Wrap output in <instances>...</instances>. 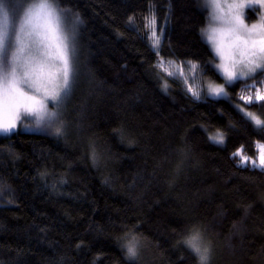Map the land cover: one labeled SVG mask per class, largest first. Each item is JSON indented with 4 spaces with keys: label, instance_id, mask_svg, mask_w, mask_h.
Returning <instances> with one entry per match:
<instances>
[{
    "label": "trees",
    "instance_id": "1",
    "mask_svg": "<svg viewBox=\"0 0 264 264\" xmlns=\"http://www.w3.org/2000/svg\"><path fill=\"white\" fill-rule=\"evenodd\" d=\"M67 3L83 20L79 54L86 66L68 108L69 135L57 140L16 130L8 138L0 136V145H12L17 154L16 159L0 157V174L15 193L11 205L0 199V264H47L53 246L66 264H116L122 259L115 239L122 222L139 224V231L160 247V252L144 247L140 264H196L186 249L173 247L179 239L173 229L186 234L195 228L207 229L212 239V264H264L258 255L264 245V200L257 199L264 190V174L238 169L239 158L231 159L241 147L255 156L256 142L264 141V133H254L233 107L234 102L243 104L242 84L229 89L231 100L193 101L180 80L152 67L157 56L129 26V16L148 13L144 0ZM150 5L165 26V61L212 59L201 37L207 11L200 0H151ZM89 70L94 74L91 82L85 75ZM202 75L222 80L210 65ZM162 81L170 86L167 92ZM248 109L264 118V107ZM229 124L234 128L226 144L208 139V131ZM119 125L136 139L134 147L112 135ZM90 137L101 149H111L113 158L99 169L86 157ZM181 137L191 145L192 163L176 176L175 149ZM44 168L51 174L47 185L39 176ZM51 176H62L67 183L53 191L48 186ZM105 176H111L110 185L102 183ZM253 201L245 216L244 205ZM233 224L239 236L229 248ZM77 243L82 247L77 249Z\"/></svg>",
    "mask_w": 264,
    "mask_h": 264
},
{
    "label": "snow or ice",
    "instance_id": "2",
    "mask_svg": "<svg viewBox=\"0 0 264 264\" xmlns=\"http://www.w3.org/2000/svg\"><path fill=\"white\" fill-rule=\"evenodd\" d=\"M201 7L207 10L205 26L201 28V37L210 48L212 59L207 62L189 59L180 61V76H184L183 65L187 63L196 79V72L201 74L210 65L216 79L222 83L209 81L207 91L203 87H193L188 79H184L186 94L193 101L202 97L216 100H231L229 89L242 84L239 100L233 105L246 124H250L254 133H264V118L247 109L254 104L264 107V0H203ZM248 10L256 13L254 22H248ZM129 16V23L133 22ZM167 22V15H166ZM83 20L67 0H0V136L10 137L18 127L42 132L57 140H67L70 121L68 108L74 98L85 65L80 60L79 36ZM145 28L148 29L150 49L158 57L153 68L164 71L163 35L165 26L158 23L154 10L150 7V15L145 17ZM218 59V63L214 61ZM169 65H175V58L168 60ZM91 82L94 74L85 73ZM171 76V72H167ZM259 78V79H258ZM103 82H97V87ZM167 81L161 82L165 92L169 90ZM80 128V122L76 124ZM234 128L229 124L224 130H217L208 139L214 144L224 145L228 133ZM121 144L134 147L136 139L129 136L123 125L112 129ZM255 156L244 154L243 147L231 155L238 159L237 168H247L264 174V141L256 142ZM191 145L181 137L180 144L175 149L177 156L174 173L178 176L187 164L192 163L190 157ZM7 155L16 159L17 154L12 145L6 148L0 145V157ZM87 159L93 167L100 168L102 163L112 159L111 149H101L97 140L90 137L87 141ZM73 164L69 162L67 170ZM156 166H159L157 164ZM47 168L39 170V176L46 185L50 177ZM139 179H143L140 176ZM129 184L131 188L135 184ZM67 181L62 176H51L53 191ZM102 183L110 185L111 176H105ZM173 181H169L170 186ZM15 193L7 179L0 174V199H6L11 205ZM257 199L264 200V190L257 193ZM255 201L244 205L247 216ZM114 227H116L114 225ZM121 234L116 236L122 259L116 264H140L142 250L152 246L160 252L158 244L143 232L139 224L122 222L119 225ZM227 236V245L231 248L232 241L239 236L236 224ZM102 230V229H100ZM173 232L179 237L174 248L186 249L196 260V264H212L213 244L207 229L195 228L185 230L183 234L176 229ZM219 237L220 233L217 232ZM82 247L77 243L76 248ZM163 256V253H160ZM258 255L264 258V245H261ZM183 259V256L181 257ZM47 264H66V257L56 252L53 246L52 258Z\"/></svg>",
    "mask_w": 264,
    "mask_h": 264
},
{
    "label": "rangeland",
    "instance_id": "3",
    "mask_svg": "<svg viewBox=\"0 0 264 264\" xmlns=\"http://www.w3.org/2000/svg\"><path fill=\"white\" fill-rule=\"evenodd\" d=\"M150 1H151V0H144L145 4L148 6V13H147L145 16H138V17H136L135 19H133V22H132V23H129V26H130L131 28H134V29L139 33V35L141 36V38H143V39L147 42V44H148L149 46H150V41H149V39H148V35H147V33H148V29L145 28V17L150 15V7H151V5H150ZM200 3H201V5H202L203 0H200ZM151 8H152V7H151ZM152 9H153V8H152ZM206 11H207V10H206ZM207 15H208V13H207ZM249 18H251V19H249ZM255 19H256V13L252 12V16H251V17H248V22H249V23L254 22ZM157 60H158V57H157ZM214 62H215V63H218L219 61H218V59H216ZM164 69H165L164 71H161L160 69H159V70H160L165 76H167V77H169V78H172V79L180 80L183 84H184V79L186 78V79L189 80V82L192 84L193 87H197V88H199V87H203V90H204L205 93H206V91H207L206 83L209 82L210 80L213 81V82H215V83H222V82H223L222 80H221V81H215V80H213L212 78H209V77H207V76H203L199 70H197V72H196V79L193 80V79H192V72H191V70H190V66H189L187 63H185V64L183 65L184 76L181 77V76H180V70H181V69H180V62H179V61H176V64L173 66V65H169V64H168V61H165V60H164ZM167 72H171L172 75H171V76H168V75H167ZM184 85H185V84H184ZM185 87H187V86L185 85ZM229 91H230V90H229ZM239 94H241V91H240ZM230 95H231V93H230ZM204 98H205V97H202L201 99H204ZM234 104H236V103L234 102ZM239 104H240L241 106H244L242 103H239ZM247 110H248V111H251V112H254V111L251 110V109H247ZM254 113H256V112H254ZM17 130H20V131H23V132L42 133V132H37V131L27 130V129H25L23 126L18 127ZM215 132H216V131H208V132H207V137H209L210 135H214ZM43 134H45V133H43ZM217 145H218V144H217ZM220 146H223V145H220ZM236 150H237V149H236ZM236 150H235V151H236ZM235 151H234V152H235ZM234 152H232V153H234ZM244 154H245V155H248L247 153H244ZM256 154H257V152H256ZM248 156H250V155H248Z\"/></svg>",
    "mask_w": 264,
    "mask_h": 264
}]
</instances>
